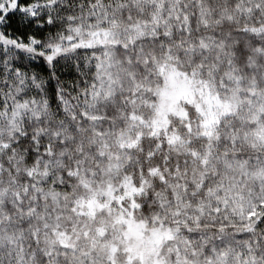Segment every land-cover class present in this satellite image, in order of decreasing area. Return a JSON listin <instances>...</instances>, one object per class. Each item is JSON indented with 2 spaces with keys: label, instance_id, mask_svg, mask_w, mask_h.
Listing matches in <instances>:
<instances>
[{
  "label": "snow or ice",
  "instance_id": "6c2138e0",
  "mask_svg": "<svg viewBox=\"0 0 264 264\" xmlns=\"http://www.w3.org/2000/svg\"><path fill=\"white\" fill-rule=\"evenodd\" d=\"M0 264H264V0H0Z\"/></svg>",
  "mask_w": 264,
  "mask_h": 264
}]
</instances>
